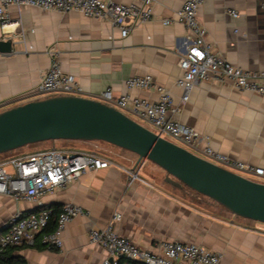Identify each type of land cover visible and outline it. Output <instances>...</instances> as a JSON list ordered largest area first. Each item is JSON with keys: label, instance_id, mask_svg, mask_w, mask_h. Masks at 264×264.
<instances>
[{"label": "crops", "instance_id": "obj_1", "mask_svg": "<svg viewBox=\"0 0 264 264\" xmlns=\"http://www.w3.org/2000/svg\"><path fill=\"white\" fill-rule=\"evenodd\" d=\"M107 1L128 4L135 0ZM184 1L153 0L154 19L124 37L109 21L77 11L11 6L8 22L0 25V43L13 39L12 51L0 47V112L47 97L38 86L43 72L56 60L80 82L82 91L77 95L109 104L123 94L156 101L157 87H165L173 97V108L181 107L179 112L171 109L169 117L208 135L213 147L230 157L264 167V93L238 90L228 79L211 74L183 101L184 91L176 79L181 73L180 57L192 35L184 24L165 25L163 19L174 16ZM263 1L204 0L197 15L206 28L207 42L243 69L264 70ZM147 74L152 75L154 86L127 87V78ZM108 89L112 101L102 96ZM204 144L187 148L200 152ZM23 150L8 154L28 153ZM106 157L112 160L111 166L87 171L41 198L42 206L71 202L81 205L85 214L67 223L62 248L20 247L18 254L28 264H104L111 260L105 248L90 242L89 231L105 227L116 210L122 213L116 230L140 247L155 249L160 240H180L221 253L220 264H264L263 224L186 199L156 180L155 174L162 176L166 171L151 161L140 164L142 180L131 182L128 170L139 168L138 155L131 151ZM142 164L148 166L146 170ZM36 208L33 202L0 195V232L16 212Z\"/></svg>", "mask_w": 264, "mask_h": 264}, {"label": "built area", "instance_id": "obj_2", "mask_svg": "<svg viewBox=\"0 0 264 264\" xmlns=\"http://www.w3.org/2000/svg\"><path fill=\"white\" fill-rule=\"evenodd\" d=\"M203 2L204 0H185L176 9L174 16L163 19L165 25L175 22L184 24L192 35L187 51L180 57L181 73L176 79L177 85L184 91L183 101H188L193 88L208 79L211 74L228 79L238 90L263 94L264 70L243 69L233 64L207 42L206 28L197 19ZM13 5L34 6L43 10L61 12L77 11L87 17L109 21L120 30L123 37L139 25L154 19L153 0H135L128 4L107 0H0L1 26L8 22V11ZM261 7L264 9V1ZM230 12L234 16L238 15L235 10ZM125 83L128 88L146 89L154 86L150 74L131 76ZM38 89L44 96L77 95L82 91V86L74 74L65 73L61 64L55 60L43 72ZM157 89L160 95L156 101L129 94H123L112 101L109 89L104 91L102 96L112 101L111 105L122 111L128 109L133 115L145 120L160 135L167 138L170 136L187 146L204 142L200 152L195 153L230 170L262 180L251 179L264 182V167L230 157L213 147L208 135L199 132L194 126L169 117L168 113L171 109L179 112L181 107L173 108V97L165 87L158 86ZM112 164V160L95 151L56 146L1 159L0 195L11 196L17 201H30L41 208L29 213L16 212L11 217L0 232V252L13 246L34 247L38 243L48 248H62L65 226L75 217L85 214V210L81 205L65 203L56 215L55 228L46 231L53 210L42 207L41 198L78 180L87 171L106 168ZM138 166L139 168L128 170L131 182L136 179L142 180L139 172L141 165ZM121 217L122 213L116 210L105 227H93L89 231L90 242L105 248L111 257V260H106L104 264H115V259L120 256L143 264H220L221 262V253L194 242L163 239L156 243L155 249L140 247L116 230L115 224Z\"/></svg>", "mask_w": 264, "mask_h": 264}, {"label": "water", "instance_id": "obj_3", "mask_svg": "<svg viewBox=\"0 0 264 264\" xmlns=\"http://www.w3.org/2000/svg\"><path fill=\"white\" fill-rule=\"evenodd\" d=\"M13 39L0 43L12 51ZM102 140L151 161L172 185L187 186L235 215L264 223V182L216 164L102 100L56 94L0 112V154L43 140ZM3 228H1V231Z\"/></svg>", "mask_w": 264, "mask_h": 264}, {"label": "rangeland", "instance_id": "obj_4", "mask_svg": "<svg viewBox=\"0 0 264 264\" xmlns=\"http://www.w3.org/2000/svg\"><path fill=\"white\" fill-rule=\"evenodd\" d=\"M125 113H127L132 118L138 120L142 124L146 125L147 127L151 128V129H154L145 120L133 115L130 112H125ZM168 138L187 148V145L184 144L183 142H181V141H179L177 139H174V138H172L170 136H168ZM53 146H56L58 148H71V147H68V146H73V147L78 148L81 151H95L97 153H100V154H103V155H106V156H110V157H113L117 153H121V152L125 151L124 149H122L120 147H117V146H115L113 144H110V143L102 141V140H74V139L73 140H65V139L43 140V141L36 142V143H33V144L24 145V146H22L20 148L15 149V151L24 149L23 150L24 152L26 151V152L30 153V152H34V151H38V150H46V149H49V148H51ZM8 153H10V152L8 151V152H5V153H1L0 154V160L5 158V157H8L10 155ZM142 165H143V167L145 166L144 170H146V168L148 166L146 164L145 165L142 164ZM152 174H154V173H152ZM242 174L247 176V177H250V178H255L257 180H262L260 178L254 177V176H250V175H248L246 173H242ZM166 177H167V173L166 172L162 176H159V175L155 174V178H156V180L158 179V182L165 183V184L167 183L173 191L183 195L186 199L191 200L193 202L202 203L204 207L210 208L211 210L217 211V212H219L221 214H228V215L231 214L234 217L243 219L242 216H238V215L233 214L232 212L227 210L225 207H223L222 205H220L216 201L212 200L211 198H209L207 196H204L202 194H199V193L193 191L192 189H190L187 186H182V187H178L177 186L176 187V186L168 183L166 181ZM252 221L255 222V223H260V224L264 225L263 222L256 221V220H252Z\"/></svg>", "mask_w": 264, "mask_h": 264}, {"label": "trees", "instance_id": "obj_5", "mask_svg": "<svg viewBox=\"0 0 264 264\" xmlns=\"http://www.w3.org/2000/svg\"><path fill=\"white\" fill-rule=\"evenodd\" d=\"M12 151H9V152H12ZM42 207L50 208V209L53 210L52 219L50 221V224L45 229L46 231L53 230L55 228V226H56V221H55L56 215L61 210L62 205H43ZM40 208L41 207L33 209V211L39 210ZM23 213H28V211L27 212H23ZM20 247H23V246L9 247L4 252H0V264H28L27 259L23 255L18 254V250H19ZM35 247H37V248H47L46 245H44L42 243L41 244L40 243L36 244ZM115 264H143V263L140 262V261L134 260V259L127 258L125 256H120L115 261Z\"/></svg>", "mask_w": 264, "mask_h": 264}]
</instances>
